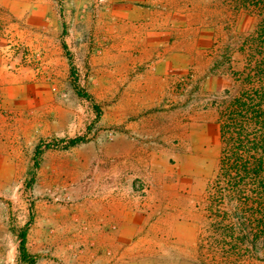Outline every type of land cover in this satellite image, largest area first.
I'll list each match as a JSON object with an SVG mask.
<instances>
[{
    "label": "rangeland",
    "instance_id": "374dc122",
    "mask_svg": "<svg viewBox=\"0 0 264 264\" xmlns=\"http://www.w3.org/2000/svg\"><path fill=\"white\" fill-rule=\"evenodd\" d=\"M251 23L227 0H0V264H200L218 66Z\"/></svg>",
    "mask_w": 264,
    "mask_h": 264
},
{
    "label": "trees",
    "instance_id": "16d2710c",
    "mask_svg": "<svg viewBox=\"0 0 264 264\" xmlns=\"http://www.w3.org/2000/svg\"><path fill=\"white\" fill-rule=\"evenodd\" d=\"M227 1L252 23L236 47L240 59L227 66L224 55L218 66L230 85L218 100L222 147L203 199L207 223L198 245L200 264H264V0ZM23 242L21 234L25 256Z\"/></svg>",
    "mask_w": 264,
    "mask_h": 264
},
{
    "label": "crops",
    "instance_id": "0c3cea01",
    "mask_svg": "<svg viewBox=\"0 0 264 264\" xmlns=\"http://www.w3.org/2000/svg\"><path fill=\"white\" fill-rule=\"evenodd\" d=\"M239 14H241V13H239ZM237 15H238V14H237ZM245 34H246V33H245ZM217 75H218V77H220V78H224L225 80H227L226 77L221 76L220 73H217ZM227 81H228V80H227ZM228 82H229V81H228ZM229 85H230V84H229ZM228 88H229V87H226V89H228ZM226 89H225V90H226ZM259 263L262 264L261 262H259Z\"/></svg>",
    "mask_w": 264,
    "mask_h": 264
},
{
    "label": "bare ground",
    "instance_id": "6f19581e",
    "mask_svg": "<svg viewBox=\"0 0 264 264\" xmlns=\"http://www.w3.org/2000/svg\"><path fill=\"white\" fill-rule=\"evenodd\" d=\"M122 27H124V26H122ZM120 31H121V30H120ZM123 31L126 32V30H124V29H123ZM129 32H130V31H129ZM89 204H90V203H89ZM82 215H83V214H82ZM83 216H84V215H83ZM84 230H85V229H84ZM122 230H123V229L120 227V228H119V231L121 232ZM121 235H122V233L120 234V236H121ZM116 254H117V253H116ZM108 263H109V262H108ZM95 264H96V263H95Z\"/></svg>",
    "mask_w": 264,
    "mask_h": 264
}]
</instances>
